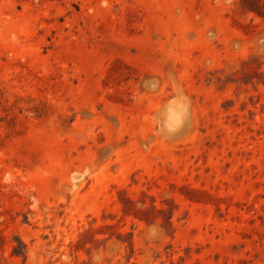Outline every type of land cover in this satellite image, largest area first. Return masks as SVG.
<instances>
[{"label":"rangeland","instance_id":"obj_1","mask_svg":"<svg viewBox=\"0 0 264 264\" xmlns=\"http://www.w3.org/2000/svg\"><path fill=\"white\" fill-rule=\"evenodd\" d=\"M0 264H264V0H0Z\"/></svg>","mask_w":264,"mask_h":264}]
</instances>
